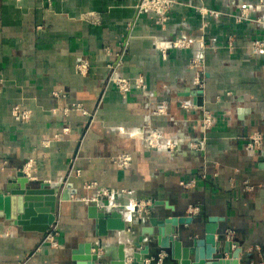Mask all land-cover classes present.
Masks as SVG:
<instances>
[{
	"label": "crops",
	"instance_id": "1",
	"mask_svg": "<svg viewBox=\"0 0 264 264\" xmlns=\"http://www.w3.org/2000/svg\"><path fill=\"white\" fill-rule=\"evenodd\" d=\"M140 1L0 0V192L19 170L77 189L56 217V246L44 240L53 226L25 231L0 210V264L71 263L94 241L87 200L127 221L138 208L103 238L106 262L120 243L153 246L137 219L154 214L191 215L179 228L196 237L209 222L231 230L240 261L264 264V51L252 48L264 0H175L162 21ZM112 73L138 85L123 95ZM186 92L203 105L183 103Z\"/></svg>",
	"mask_w": 264,
	"mask_h": 264
},
{
	"label": "water",
	"instance_id": "2",
	"mask_svg": "<svg viewBox=\"0 0 264 264\" xmlns=\"http://www.w3.org/2000/svg\"><path fill=\"white\" fill-rule=\"evenodd\" d=\"M192 49L193 57L199 58V43L193 42ZM200 94L184 93L183 103L202 106ZM76 193L77 189L70 182L57 185L29 181L19 170L15 184L0 192V210L5 219L20 225L23 230L46 233L56 224L57 215L69 213L71 195ZM83 214L85 228L91 231L94 241L78 243L70 252L69 264H244L239 259L241 249L238 244L217 231L215 223H206L202 236L196 237L194 230L184 234L179 228L182 224L191 223V215L158 218L154 214L137 219L141 224V236H150L154 245L150 247L146 243L142 248L127 253L124 244L120 243L113 257L106 262L103 257L111 252L104 253L109 248L103 238L109 233L125 230L130 221L122 212L101 210L90 200L83 202Z\"/></svg>",
	"mask_w": 264,
	"mask_h": 264
},
{
	"label": "built area",
	"instance_id": "3",
	"mask_svg": "<svg viewBox=\"0 0 264 264\" xmlns=\"http://www.w3.org/2000/svg\"><path fill=\"white\" fill-rule=\"evenodd\" d=\"M175 0H142L140 4V9L141 10H146V9H151L155 8L156 12L160 15L159 20L162 21L165 19V11L167 7L171 5ZM252 48L254 51H264V40H257L252 42ZM195 64V63H194ZM197 65V64H196ZM84 67L83 65H80V71H82ZM110 80L115 83V85L118 87L119 91L125 95L132 86L138 85V81L135 84L134 81H132L130 78L127 77H122L118 76L116 74H113L110 76ZM14 116L16 119H20L24 121L25 119L28 118V115L24 111H20L18 107L13 108ZM249 146L252 144H259L260 143V137L259 136H253L250 139ZM130 157L127 154H121L116 157L115 162L120 165V166H127L129 163ZM91 185H87L86 187L89 188ZM100 193L103 195H107V190L105 189H100ZM55 227H52V229L48 232V234L45 236V241L49 242L51 246H56L57 245V240L55 236L57 235V232L55 231ZM233 231L229 230L227 233V236L232 235Z\"/></svg>",
	"mask_w": 264,
	"mask_h": 264
},
{
	"label": "rangeland",
	"instance_id": "4",
	"mask_svg": "<svg viewBox=\"0 0 264 264\" xmlns=\"http://www.w3.org/2000/svg\"><path fill=\"white\" fill-rule=\"evenodd\" d=\"M141 2H142V0L140 1V4H141ZM150 10H152V11H155L156 12V10H155V8L153 7V8H151ZM133 26V25H132ZM254 42V41H253ZM195 63V64H194ZM194 63H193V66L195 67V69H200L201 68V65H202V63H200L199 61H194ZM197 64V65H196ZM113 70H111V72H112ZM149 141H151L150 139H149ZM117 164V163H116ZM118 165V164H117ZM120 166V165H119ZM121 167H124V166H121ZM106 190V189H105ZM135 209H138V208H133V209H131L132 210V212H133V215H135ZM133 215H130V217L132 216V218H130V222H131V220L133 219ZM135 216H138V215H135ZM55 225H53V227H54ZM55 231L57 232V230H56V228H55ZM44 240H45V237H44Z\"/></svg>",
	"mask_w": 264,
	"mask_h": 264
},
{
	"label": "bare ground",
	"instance_id": "5",
	"mask_svg": "<svg viewBox=\"0 0 264 264\" xmlns=\"http://www.w3.org/2000/svg\"><path fill=\"white\" fill-rule=\"evenodd\" d=\"M172 44H174V45H178L179 43H177V42H174V43H172ZM108 253V249H106L105 251H104V253Z\"/></svg>",
	"mask_w": 264,
	"mask_h": 264
}]
</instances>
